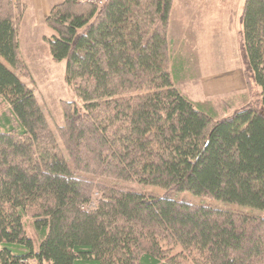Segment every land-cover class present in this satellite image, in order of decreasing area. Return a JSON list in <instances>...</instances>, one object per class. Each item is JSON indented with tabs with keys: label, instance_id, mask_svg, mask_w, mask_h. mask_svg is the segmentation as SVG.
Instances as JSON below:
<instances>
[{
	"label": "trees",
	"instance_id": "16d2710c",
	"mask_svg": "<svg viewBox=\"0 0 264 264\" xmlns=\"http://www.w3.org/2000/svg\"><path fill=\"white\" fill-rule=\"evenodd\" d=\"M173 1L51 8L44 41L80 103L54 132L23 81L22 0H0V264H264V0L242 8L253 100L221 120L174 86Z\"/></svg>",
	"mask_w": 264,
	"mask_h": 264
},
{
	"label": "crops",
	"instance_id": "0c3cea01",
	"mask_svg": "<svg viewBox=\"0 0 264 264\" xmlns=\"http://www.w3.org/2000/svg\"><path fill=\"white\" fill-rule=\"evenodd\" d=\"M64 0H23L24 12L19 27V47L21 50V24L28 13L26 23L30 28H40L51 8ZM206 0H200L195 5L190 1L174 6L170 11L168 23L169 69L176 89L192 104L215 120H221L230 114L247 106L252 96L246 85L244 64L241 53L242 8L244 0H220L217 4L204 6ZM174 2V1H173ZM219 3V4H220ZM173 6V5H172ZM229 13L227 19L221 22L219 37L210 42H199L201 29L206 28L202 18L211 14ZM234 21H237L236 34L238 38L232 45L228 44ZM234 31V30H233ZM210 33V31L208 32ZM53 33H51V38ZM219 40V41H218ZM206 51V58L200 53V48ZM200 55L204 57L201 60ZM207 65V67H206ZM256 91V89H255Z\"/></svg>",
	"mask_w": 264,
	"mask_h": 264
},
{
	"label": "rangeland",
	"instance_id": "374dc122",
	"mask_svg": "<svg viewBox=\"0 0 264 264\" xmlns=\"http://www.w3.org/2000/svg\"><path fill=\"white\" fill-rule=\"evenodd\" d=\"M23 1V0H22ZM190 1L192 5H195L200 0H174L172 9L175 5L179 7L181 3ZM216 2L215 0H206L204 1L205 7L210 6ZM220 3V0H219ZM217 4L219 7L217 10L220 9L221 3ZM24 12V11H23ZM219 17L216 15L211 14L209 18L206 17L202 18L206 20L201 22L206 28H202L201 35L198 36L199 42L214 41L219 37L218 34L220 32V24L222 21L225 22L229 13L221 14L220 12H216ZM23 13L21 15L22 19ZM31 16L30 13L25 17L23 23L21 24L22 32H21V50L19 47L20 55L22 60L24 61L30 75L34 81V84H29L28 81L24 80L25 83L29 85L34 91L36 99L46 116L48 126L50 130L55 132L57 126H61L63 124V117H62V102H74L78 106H80L79 100L77 99L73 90L66 84L64 79V72H65V62H54L49 54V49L47 43L44 41V37H50L51 33H53L50 29L46 27V25L42 24L40 28H30L28 23H26L27 18ZM20 19V23H21ZM19 23V27H20ZM237 21H234V27L230 35H228V44L232 45L234 41L238 38V34H236L237 28ZM210 31V33H208ZM239 32L242 35V27L239 24ZM20 40L18 34V42ZM219 41V40H218ZM242 41V37H241ZM242 44V42H241ZM20 46V45H19ZM200 53L205 56L206 58V51L203 48H200ZM201 60H204L200 55ZM207 67V65H206ZM253 92H255V87L252 88ZM250 92V90H249ZM251 94V92H250ZM252 96V94H251ZM253 97V96H252ZM253 100V99H252ZM10 115L8 106L0 100V118L2 115ZM144 193L147 194H158L161 195L163 192L157 188L147 187L142 190ZM176 198L183 201L189 202H197L195 197L190 195L189 193H180L176 195ZM215 205V204H213ZM217 206V205H215ZM245 212H250L248 209H244ZM253 214H257L256 211L251 212ZM262 214V213H260ZM264 215V213L262 214ZM25 230L27 235L33 239L35 249L37 248L38 240L34 235L31 229V223L28 219L24 222ZM35 264V263H31Z\"/></svg>",
	"mask_w": 264,
	"mask_h": 264
},
{
	"label": "built area",
	"instance_id": "2783aa9c",
	"mask_svg": "<svg viewBox=\"0 0 264 264\" xmlns=\"http://www.w3.org/2000/svg\"><path fill=\"white\" fill-rule=\"evenodd\" d=\"M106 2L107 0H80V3L82 4H87L97 8L102 7Z\"/></svg>",
	"mask_w": 264,
	"mask_h": 264
}]
</instances>
